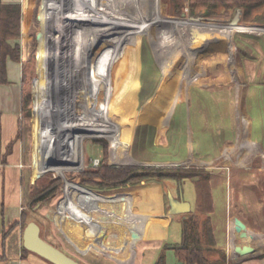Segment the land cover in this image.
<instances>
[{"label":"rangeland","instance_id":"374dc122","mask_svg":"<svg viewBox=\"0 0 264 264\" xmlns=\"http://www.w3.org/2000/svg\"><path fill=\"white\" fill-rule=\"evenodd\" d=\"M66 1L28 0L27 8L30 11L27 13V22L23 27L21 25V37L18 40L20 62L23 67L24 115L29 126L31 148L34 149L36 157H40L42 150L50 148L49 123L54 119L59 103L61 91L59 75L66 74L67 84L79 87L77 103L81 102L80 105L85 111L88 98L85 94L87 66L92 56L93 30L99 31L97 43L105 54L102 55L106 57L104 73L109 79L98 82L100 93L104 95L100 113L97 114L103 125V134L99 136L102 138H90L84 142L82 166L63 165L65 170L79 169L68 172L67 179L87 189L114 196L120 195L121 192L140 189L144 185L155 186L166 211L167 192L172 197L179 196L177 183L173 180L139 181L117 188L98 189L84 184L88 179L85 175L95 170L101 162L107 166L125 168L205 169L210 174L207 182L183 181L180 187L183 201L189 202L191 206L195 201L197 208L195 190L201 191L205 199L211 197L207 202H210L211 212L218 213L214 220L219 223L221 247L226 251L227 210L224 212L222 208L227 202H230L232 212H238L250 225L248 238L252 237V241L259 238L257 244L264 245V239L260 238V234L264 235V147L258 144L262 149L261 153L256 155L249 154L239 147L241 141V144H245L242 120L247 122L245 136L253 141L257 138L253 136L251 139L250 120L245 109V100L250 99V91L254 87L249 86L251 83L249 63H245L248 54L244 50L243 41L250 37L264 38V33L234 32L230 40L219 38L204 42L207 46L204 43L198 44L194 50L195 54L188 57L184 49L177 53L176 49L169 48L167 31H164L160 40H154L153 37L146 35L133 37L134 35L130 33L133 8L131 0H83L85 7L78 10L76 16L77 23L81 26L76 48L84 55L83 65L77 66L71 61L66 72L59 74L64 65V57L71 55L70 58H65L69 60L76 54L72 46H68L71 50H66V33L64 34V23L67 18ZM159 2L162 14L166 17L200 18L203 22L217 25H228L231 21L193 17L189 14L187 1L183 2L181 15L174 16L169 11V0ZM146 20L147 18L144 22ZM239 25L259 26L242 22ZM125 27L128 28L126 44L123 42ZM229 43L232 47L231 59H228ZM252 67L258 71L260 64L257 62L252 64ZM155 69L158 73L156 79ZM184 69H187L188 75L195 77L196 80L189 85L175 106L172 102L171 106H168L172 88L181 78ZM164 74L171 85L167 95H161L159 91ZM252 82L259 83L258 80ZM178 86L182 90L184 81L180 80ZM191 104L193 110L205 108L201 119L194 115L196 122L207 128L206 133H210H208L210 148L207 149L206 159H202L189 148L192 141L189 127ZM164 112L168 114L167 119L169 114L171 115L165 127ZM65 118L62 115L58 121L63 122ZM201 127L198 126V129ZM179 131L182 135L185 133L184 145L181 144L183 139L179 136ZM202 136L203 134L202 139L205 138ZM224 151L228 157L223 155ZM43 164L47 165L48 161L44 160ZM38 178L35 180L34 188L37 194L39 192L43 195L42 202L30 206L28 216H32L39 224L43 238L82 264H115L92 249L84 256L73 250L53 219L58 201L63 196L64 178L52 172H46ZM227 188L232 191L228 199ZM76 189L80 191L79 186ZM110 231L116 234L114 230ZM168 234L170 241L179 238L180 227L176 220L169 226ZM92 236L91 234L90 237L93 238ZM144 248L146 247L143 243L137 246V262L150 264L149 254H144L146 250Z\"/></svg>","mask_w":264,"mask_h":264},{"label":"crops","instance_id":"0c3cea01","mask_svg":"<svg viewBox=\"0 0 264 264\" xmlns=\"http://www.w3.org/2000/svg\"><path fill=\"white\" fill-rule=\"evenodd\" d=\"M27 1L0 0V4L16 3L23 7L24 13L21 19L23 27V24L27 22ZM66 11L67 18L65 22L71 20V13L75 15L79 13L77 9H71V13L67 9ZM92 11L95 12V10ZM127 30L128 28L125 27L124 44L128 43ZM98 32L93 30L94 47L87 66L88 75L85 94L88 95V98L85 111L83 106L80 105L81 102L77 103L79 87H72L68 84L70 86L68 90V87L64 86L67 83L65 81L66 76L59 75L58 83L61 90L59 103L55 110L54 119L49 123L50 148L45 151L42 150L39 154L40 157H36L34 149L31 148L29 126L24 115L22 63L11 60L6 61V82L0 83V264H51L25 250L22 244V235L28 222H36L32 216H28L29 207L32 206L31 203L36 195L34 188L36 178L46 172L59 175L65 170L63 169L64 164L82 166L84 142L103 134V125L98 120L99 116L97 114L100 113L104 95L100 93L98 82L108 81L109 79L104 73L106 57L102 53L101 46L97 43ZM72 42L76 43L75 46ZM68 46H72V50L77 47V42L71 35H66V50L69 51L71 48L69 49ZM243 47L248 54L245 63H249L250 72L248 73H250L249 81L251 82L249 86L254 87L250 91V99L245 100L246 115L250 120L251 139L253 136L257 137L254 142L263 148L264 38L250 37L243 41ZM68 56L71 55H66V57ZM257 62L260 64L258 71L257 69L253 70L254 66L252 67V64L254 65ZM253 80H258L259 83H254ZM192 108L193 104H191L189 112V127L192 136L191 147L189 146V148L195 151L194 131L206 133L207 128L203 125L201 127L195 118V115H198L201 119L202 114L205 113V108H201V110L195 108L193 110ZM62 115L66 118L63 122H59L58 120ZM198 126L201 129H198ZM208 133L206 134L208 135ZM186 151V154H188V148ZM65 155L68 156L65 157ZM201 158L206 159L204 156ZM44 160L48 161L49 165H44ZM77 186L80 187V191L76 189ZM231 192L227 188V199L230 198ZM119 194L114 196L99 193L78 184L73 188L64 184L63 196L58 201L57 210L53 213L57 228L60 229L66 241L79 255L84 256L88 250L92 249L115 264H139L136 258L137 246L143 243L146 247L144 248L146 249L144 254H149L150 264H154L161 253L160 248L163 243H177L180 241V236L174 241L169 240L168 228L173 220H176L181 235L183 215L167 217V210L165 211L155 186L144 185L140 189ZM176 197L177 195L174 196V198ZM195 209L194 201V205H190V211L194 212ZM222 209L224 212L227 210L225 216L227 215L228 241L230 222H233L235 218L241 220L247 229H251L250 225L239 216L238 212H232L230 202H227V205ZM213 216L212 225L215 240L217 246L221 247L222 240L219 237L218 230L220 226L214 220L218 213L214 212ZM110 230H114L116 234ZM91 234L93 238L90 237ZM235 244H250L255 251L250 255L239 256L228 243L226 264H264V245L259 247L255 243H247L238 238ZM162 255L164 264H184L178 260L172 250H165Z\"/></svg>","mask_w":264,"mask_h":264},{"label":"trees","instance_id":"16d2710c","mask_svg":"<svg viewBox=\"0 0 264 264\" xmlns=\"http://www.w3.org/2000/svg\"><path fill=\"white\" fill-rule=\"evenodd\" d=\"M185 1H187L189 6V14L193 17L213 18L228 22L234 17L237 10H239V23L256 24L264 27V0H169L170 13L174 16H180L183 2ZM83 7H85L83 0L66 1V9L69 10V12L71 9L82 10ZM29 11L28 9L27 12L29 13ZM23 13L24 8L19 4H0V83L6 82V61L11 60L13 62H20V46L18 40L21 37V19ZM76 16L77 15L71 13V20L64 23V34L71 35L75 38L76 42H78L80 37L79 29L81 26L77 23ZM41 30L43 37V24ZM93 47L94 45H92L91 51ZM77 48L75 49L76 54L72 56L73 59H69V61L65 59L67 57H64V65L59 74H61V72L64 73V71L66 72L68 69L67 66L70 65L71 61L76 63L77 66L83 65L84 55L82 51L79 53ZM68 58L70 57L68 56ZM154 72L156 79L158 75L157 70L155 69ZM59 82L61 83V81ZM66 86L69 90L70 86L67 83ZM40 101H42L41 98ZM182 124L183 123H181V125ZM178 134L180 137L182 136L183 140L181 144L184 145L185 133L182 135L179 131ZM201 134H203L202 137L205 136V138L202 139ZM208 138V135L204 132L200 133V131L195 130L193 133L194 149L200 157L206 156L207 149L210 146ZM78 170L72 168L66 169L58 176L63 177L64 182H67L69 181L67 179V173ZM85 177L88 178L84 182L86 186L98 189L117 188L135 184L139 181L158 182L169 179L177 183L178 194H180V187L183 181L191 180L192 182L198 183L207 182L210 178V174L205 169H172L158 167L125 168L107 166L104 162H101L95 170L86 173ZM48 189L49 188H47V190ZM50 189H52V187H50ZM195 192L197 195V208L195 212L189 211V213L183 215L181 220L180 241L177 243H163L160 248L161 253L154 264H164L162 252L165 250L174 251L178 260L184 264H226V250L223 247L217 246L215 240L216 237L212 225V208L209 204L210 202H207L211 197L208 196V199H205L201 191L195 190ZM40 194L41 193L38 192L32 206L42 202L43 195ZM40 236L43 238L41 229ZM79 263L82 264L81 262Z\"/></svg>","mask_w":264,"mask_h":264},{"label":"bare ground","instance_id":"6f19581e","mask_svg":"<svg viewBox=\"0 0 264 264\" xmlns=\"http://www.w3.org/2000/svg\"><path fill=\"white\" fill-rule=\"evenodd\" d=\"M132 1V17L130 20V33L134 35L133 37H140L142 35L151 36L154 40H160L163 37L164 31H167L169 34V48L176 49V52L178 53L180 50L184 49V53L188 57H192L195 54V47H197L198 44L201 42H193L190 31L192 28H197L202 32H205L207 34V41H212V39H219V38H225L227 40L231 39V35L234 32H248V33H257L262 34L264 33V28H260L257 26H236L231 27L228 25H217L213 23H206L203 21H195L190 19H174L170 17H166L162 14V8L160 7V0H131ZM121 12V10H119ZM146 22H144V19H146ZM154 31V33H153ZM150 33V34H149ZM218 42V41H217ZM204 42H202L203 44ZM205 44V43H204ZM206 45V44H205ZM207 46V45H206ZM231 46L229 43V58L231 59ZM226 50V49H225ZM175 52V51H174ZM228 56V55H227ZM227 59V58H226ZM167 72V69L165 71V74ZM165 74L163 75V78L160 83L159 91L161 95H167V92L170 91L171 85H169L168 81L165 78ZM167 75V74H166ZM180 80L184 81L183 89L180 90L178 84L180 83ZM196 80L195 77L188 75V70L184 69L182 72L181 78L177 81V83L173 86L171 95L168 98V106H171V102L173 106H175L182 96L184 94L189 85L193 83V81ZM164 89V91H163ZM184 96V95H183ZM184 98V97H183ZM168 114L164 112V118L165 123L163 124V127L167 126L169 123V120L171 118V115L169 114V118L167 119ZM243 121V129L242 132H244L245 137V144H239V147L241 149H244L249 154H258L261 153V149L259 145L251 141L249 138H247L246 135V129H247V122ZM224 156L228 157V154L226 151L223 153ZM68 155H65L67 157ZM64 184L67 187H75L77 184L72 181L64 182ZM251 231L248 229V232ZM240 239L242 241H246L247 243H255L257 244L259 238L254 241L251 239H241L239 237V234L234 231L233 228V222H230L229 227V246L234 251L236 239ZM260 238L264 239V235L260 234ZM259 246V244H257ZM260 247V246H259ZM258 248V247H257ZM231 250V251H232ZM235 256V255H234Z\"/></svg>","mask_w":264,"mask_h":264},{"label":"water","instance_id":"95a60500","mask_svg":"<svg viewBox=\"0 0 264 264\" xmlns=\"http://www.w3.org/2000/svg\"><path fill=\"white\" fill-rule=\"evenodd\" d=\"M239 15L240 12L239 10H237L236 14L231 19L228 26L231 27L239 26ZM182 16L184 17L185 14H182ZM188 19L201 21L200 18L189 17ZM260 28H264V27H260ZM190 36L193 42L197 41L202 43L207 41V34L205 32L200 31L197 28L191 29ZM167 199H168L167 217L171 218L173 215H184L189 213L190 205L188 202L183 201L181 196L179 199H176L172 197L170 193H168ZM233 228L234 231L239 234V237L241 239H247L249 237V232L246 225L238 218H235L233 220ZM22 244L25 250L41 257L42 259L46 260L51 264H80L77 260L67 255L62 250L51 244L50 242L43 239L40 236V227L35 221H30L25 226L22 235ZM234 251L239 256H246L254 253L255 249L250 244H246V245L235 246Z\"/></svg>","mask_w":264,"mask_h":264},{"label":"flooded vegetation","instance_id":"af4514ba","mask_svg":"<svg viewBox=\"0 0 264 264\" xmlns=\"http://www.w3.org/2000/svg\"><path fill=\"white\" fill-rule=\"evenodd\" d=\"M167 194H168V193H167ZM179 196H180V194H179ZM179 196L177 195L176 199H179Z\"/></svg>","mask_w":264,"mask_h":264}]
</instances>
